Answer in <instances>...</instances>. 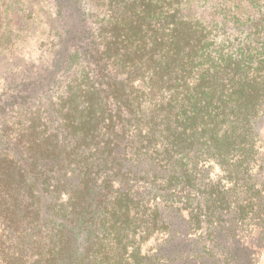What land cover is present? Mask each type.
<instances>
[{"label": "trees", "instance_id": "obj_1", "mask_svg": "<svg viewBox=\"0 0 264 264\" xmlns=\"http://www.w3.org/2000/svg\"><path fill=\"white\" fill-rule=\"evenodd\" d=\"M3 52L0 264H257L264 0H0Z\"/></svg>", "mask_w": 264, "mask_h": 264}, {"label": "rangeland", "instance_id": "obj_2", "mask_svg": "<svg viewBox=\"0 0 264 264\" xmlns=\"http://www.w3.org/2000/svg\"><path fill=\"white\" fill-rule=\"evenodd\" d=\"M40 19H35V26L34 30L36 34L34 37L32 35H13L9 47L13 46V50L17 53L16 57L14 58V62L17 65H30L35 64L37 66L39 64V60H41V50L39 49L41 41H42V34L43 27L40 24ZM33 31L31 33H33ZM41 37V38H40ZM12 58V57H10ZM20 70H16L12 67L10 63V59L8 55L4 52L0 53V77H7L9 78L10 75H16ZM0 78V91L4 84L2 79ZM10 79L7 80V82ZM264 132V124H262V133ZM257 264H264V253L261 257L258 258Z\"/></svg>", "mask_w": 264, "mask_h": 264}]
</instances>
